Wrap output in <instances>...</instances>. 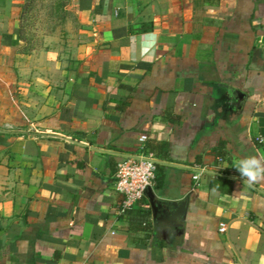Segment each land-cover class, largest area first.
Returning <instances> with one entry per match:
<instances>
[{
  "label": "crops",
  "instance_id": "obj_1",
  "mask_svg": "<svg viewBox=\"0 0 264 264\" xmlns=\"http://www.w3.org/2000/svg\"><path fill=\"white\" fill-rule=\"evenodd\" d=\"M24 1L0 0V264H264V181L232 166L264 154V0H72L56 61L22 51ZM141 154L156 203L123 214Z\"/></svg>",
  "mask_w": 264,
  "mask_h": 264
},
{
  "label": "rangeland",
  "instance_id": "obj_2",
  "mask_svg": "<svg viewBox=\"0 0 264 264\" xmlns=\"http://www.w3.org/2000/svg\"><path fill=\"white\" fill-rule=\"evenodd\" d=\"M77 29L72 0H25L22 5L19 30L24 53L47 54L56 61L63 51L70 59Z\"/></svg>",
  "mask_w": 264,
  "mask_h": 264
},
{
  "label": "built area",
  "instance_id": "obj_3",
  "mask_svg": "<svg viewBox=\"0 0 264 264\" xmlns=\"http://www.w3.org/2000/svg\"><path fill=\"white\" fill-rule=\"evenodd\" d=\"M145 135L140 136L144 141ZM157 160L150 154H141L125 157L116 165L114 188L123 195L119 206V212L125 213L135 206V204L144 197L146 190L151 187L155 181V172ZM194 180L198 179L197 173L192 176ZM195 182L193 188L197 186ZM226 224H219V232L226 231Z\"/></svg>",
  "mask_w": 264,
  "mask_h": 264
},
{
  "label": "clouds",
  "instance_id": "obj_4",
  "mask_svg": "<svg viewBox=\"0 0 264 264\" xmlns=\"http://www.w3.org/2000/svg\"><path fill=\"white\" fill-rule=\"evenodd\" d=\"M232 166L243 178V184L252 186L264 181V154L239 157Z\"/></svg>",
  "mask_w": 264,
  "mask_h": 264
},
{
  "label": "trees",
  "instance_id": "obj_5",
  "mask_svg": "<svg viewBox=\"0 0 264 264\" xmlns=\"http://www.w3.org/2000/svg\"><path fill=\"white\" fill-rule=\"evenodd\" d=\"M18 31L20 32L19 28H18ZM260 145L264 149V142H262ZM215 155L216 156H220L221 154L217 152ZM218 185H219V187H217ZM209 186L211 188L219 190L221 193H230L231 190H232V187H233V181L230 178L225 177V176H215V177H213L210 180ZM142 199L143 198H141L137 203H139ZM133 208L134 207H132L131 209L127 210L125 212V214H129ZM148 213L149 212L147 210H143L142 211V216H146ZM140 223L143 224L144 222L141 221Z\"/></svg>",
  "mask_w": 264,
  "mask_h": 264
},
{
  "label": "water",
  "instance_id": "obj_6",
  "mask_svg": "<svg viewBox=\"0 0 264 264\" xmlns=\"http://www.w3.org/2000/svg\"><path fill=\"white\" fill-rule=\"evenodd\" d=\"M145 193H146V196H148V198H150L151 201L155 204L156 203V197L153 194V192L151 190V187H149L146 190ZM185 202H186V200L169 202L171 207H172V209L169 212L171 219L176 220L177 217H179V216L184 214V212H185V205H184Z\"/></svg>",
  "mask_w": 264,
  "mask_h": 264
}]
</instances>
